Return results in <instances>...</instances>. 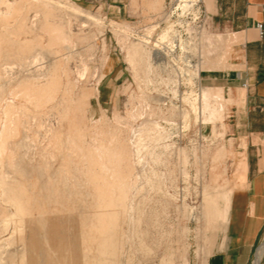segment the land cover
I'll return each mask as SVG.
<instances>
[{
  "label": "rangeland",
  "instance_id": "1",
  "mask_svg": "<svg viewBox=\"0 0 264 264\" xmlns=\"http://www.w3.org/2000/svg\"><path fill=\"white\" fill-rule=\"evenodd\" d=\"M168 3L0 0V264H203L218 246L243 143L198 77L232 42L202 0L157 59Z\"/></svg>",
  "mask_w": 264,
  "mask_h": 264
},
{
  "label": "crops",
  "instance_id": "2",
  "mask_svg": "<svg viewBox=\"0 0 264 264\" xmlns=\"http://www.w3.org/2000/svg\"><path fill=\"white\" fill-rule=\"evenodd\" d=\"M78 1L128 17L129 0ZM204 4L212 25L228 33L225 40L232 43L226 66L203 69L198 80L203 87L220 89L230 101L226 125L231 138L243 143L244 158L236 167L242 183L232 191L228 188L218 246L203 264H250L264 239V0ZM263 252L264 248L259 263Z\"/></svg>",
  "mask_w": 264,
  "mask_h": 264
},
{
  "label": "built area",
  "instance_id": "3",
  "mask_svg": "<svg viewBox=\"0 0 264 264\" xmlns=\"http://www.w3.org/2000/svg\"><path fill=\"white\" fill-rule=\"evenodd\" d=\"M202 0H169L167 8L163 11V17L160 23H168L170 29H176V34L171 35L170 42L164 44L161 48L154 51L157 59L169 57L173 54L183 51V43L189 37L188 31L192 27L200 28L204 24L205 11L202 9ZM191 25V26H189ZM260 28V24H258Z\"/></svg>",
  "mask_w": 264,
  "mask_h": 264
},
{
  "label": "bare ground",
  "instance_id": "4",
  "mask_svg": "<svg viewBox=\"0 0 264 264\" xmlns=\"http://www.w3.org/2000/svg\"><path fill=\"white\" fill-rule=\"evenodd\" d=\"M18 8V7H17ZM82 10V9H81ZM79 16V15H78ZM19 27V26H18ZM34 89V88H33ZM41 89V88H40ZM39 90V89H38ZM38 90H34V91H38ZM264 248V239L262 241H260V243L258 244L255 252H254V256L252 258V264H259V259L260 256L259 254L261 253L262 249Z\"/></svg>",
  "mask_w": 264,
  "mask_h": 264
}]
</instances>
